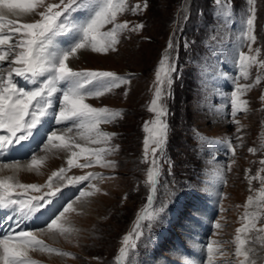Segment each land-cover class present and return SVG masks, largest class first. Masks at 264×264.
I'll list each match as a JSON object with an SVG mask.
<instances>
[{"label": "rangeland", "instance_id": "374dc122", "mask_svg": "<svg viewBox=\"0 0 264 264\" xmlns=\"http://www.w3.org/2000/svg\"><path fill=\"white\" fill-rule=\"evenodd\" d=\"M46 2L59 3V0ZM147 2V9L133 13L131 9L137 4L142 6L144 0H125L127 10L118 14L117 22L127 21L129 28L135 24L144 27L138 31H123L115 51L96 53L89 48L70 59L69 66L74 70L111 71L131 79L130 83L121 84L99 98H86L85 102L93 107L121 112L114 120L99 125L100 131L115 134L107 143L93 144L88 139L76 137L77 142L87 148H112L113 151L103 155L115 161V167L93 165L68 171L69 176L100 173V178L90 182L100 191L88 199L86 206L81 208L77 203L74 205L77 211L67 214L69 223L65 226L74 229L67 237L41 233L37 229L46 227L44 221L58 208L75 200L79 186L62 187L60 194L53 198V203L60 206L47 212L38 227L24 225L22 230L34 232L39 240L55 250H30L28 255L36 264H117L115 257L119 255L122 238L133 232L137 216H147L159 208L164 211L155 220L141 221L144 235L136 240L133 234L131 239L137 247L130 249L124 264H207L206 248L211 241L221 245L216 253V264H238L242 258L235 256L236 229L242 226L244 205L249 196L254 197V204L247 211L258 214L257 228L264 227V208L257 206L264 183L253 179L249 185L246 178V172L249 177L257 173L264 177V166L260 164L264 160V100H261L264 69L258 64L250 68L247 79L239 80L240 83H253L257 75L261 76L260 84L242 97L248 101V108L237 114L236 119L243 126L239 134L230 116L233 80L240 76L236 62L238 52L254 55L257 61L264 60V0H256L254 34L257 39L251 51L242 35L249 8L247 0H223L222 5L216 0ZM83 11L84 15L77 13L78 23L89 15L87 10ZM37 18L28 17L21 22L30 23ZM111 27L105 25L101 31ZM170 40L173 46L168 49ZM166 50L169 63L175 65L176 71L172 74L171 87H164L163 103L167 108L169 132L164 151H157L160 176L156 199L149 205L147 197L151 184L147 174L152 167L151 148L155 145L150 142L146 159L144 139L150 133L144 125L147 123L151 127L155 118V113L150 111L155 71ZM86 54L90 55L86 58ZM7 66L6 62L2 65ZM16 80L25 89L34 86L23 78ZM57 96L61 98L60 93ZM55 110H59V100ZM50 118L52 120L53 115ZM237 135L243 138V144L236 148L234 158L223 145L213 143L223 139L236 145L239 143L235 139ZM42 146L35 152L40 161L38 167L30 172L18 170L15 182L45 185L53 171L67 167L66 152H45ZM250 147L257 152L249 153ZM87 155H82L78 162L82 163ZM229 164L231 171L227 170ZM88 187L86 183L84 188ZM208 189H213V198L207 194ZM47 191L45 187L40 192L30 191L28 195L39 196ZM208 201L213 208L210 215L204 216L201 211L210 209ZM217 222L221 225L219 229L215 228ZM192 226H196V232L192 231ZM261 236L264 234L253 230L248 234L250 243L246 245L257 249L258 264H264ZM59 252L71 255L61 256Z\"/></svg>", "mask_w": 264, "mask_h": 264}, {"label": "snow or ice", "instance_id": "6c2138e0", "mask_svg": "<svg viewBox=\"0 0 264 264\" xmlns=\"http://www.w3.org/2000/svg\"><path fill=\"white\" fill-rule=\"evenodd\" d=\"M216 3L222 5L223 0H216ZM247 3L249 8L244 20L245 27L242 35L244 43L251 51V45L257 39L254 34L257 19L256 0H247ZM147 7L148 2L144 0L142 6L137 4L131 11L136 13ZM80 9L87 10L89 15L83 22L77 23L70 17ZM126 10L125 0H59V3H48L46 0H0V129L6 133L0 134V152L6 153L14 145L31 138L37 126L51 114L55 125L61 127L46 134V142L43 143L42 150L45 152L64 151L69 154L66 161L67 167H60L57 171H53L45 185L23 184L15 182L14 176H0V206L14 208V211L19 213L16 228H20L21 224L28 219L37 218L38 214L50 207L53 198L60 194L62 187L79 186L77 188L79 194L75 200L67 206L62 205L60 207L62 211L58 208L44 221L46 227L37 229L41 233L48 232L52 235L67 237L74 231L71 227L65 226L69 223L67 214L77 211L74 207L77 203L81 205V208L86 206L88 199L100 191L94 184H90L93 179L100 178V173L89 172L84 175L69 176L68 171L72 168L83 169L93 165L115 167V161L107 160L103 155L113 151L112 148H87L78 143L76 137L88 139L93 144L107 143L111 140L115 134L100 131L99 125L114 120L121 115V112L112 111L107 107L96 108L86 103L85 100L87 97L99 98L121 84L130 83L131 78L118 76L111 71H76L69 66V62L70 58L76 57L78 52L89 48L96 53L106 54L110 50L115 51L119 43V35L123 31L142 29L143 24H135L129 28V22H117L118 14ZM224 15L228 13L224 12ZM27 17L39 18L30 23H22L21 20ZM109 24L112 27L102 32L101 29ZM69 34H75L74 42L67 48L57 46L56 38ZM13 38H16L14 42ZM172 46L170 40L167 48L171 49ZM256 51L259 52V49ZM5 62L8 65L7 68L2 67ZM236 62L240 76L233 80L230 116L232 123L237 125L236 133L239 134L243 126L240 120L236 119L237 114L247 111L248 108V101L242 97L255 85L260 84L261 76L257 75L253 83H240L239 80L249 77V70L254 64L264 69V60L257 61L256 56L239 51ZM175 71L176 67L173 63H169L166 50L155 71V92L150 106V111L155 113V118L151 122V127L147 123L144 125L145 130L150 133L144 139L146 159L150 142L155 145L151 148L152 167L148 169L147 174L148 182L151 184V192L147 197L149 205L156 199L160 176L157 151H164L169 132V125L166 121L167 108L163 103L164 87L165 85L168 88L171 87L172 74ZM16 78H23L24 81L34 86L29 89L20 87L15 82ZM57 93L61 94L59 110L53 112V97ZM261 100H264V95L261 96ZM69 124L71 126H68ZM74 130L75 136L73 135ZM235 139L239 141L236 145L231 140L223 139L213 141V143L223 145L234 158L236 148L243 144V138L240 135H237ZM248 152L254 154L257 149L250 147ZM85 153L88 155L84 161L78 162ZM39 163L37 155L32 154L26 164H22L20 160L0 163V172L22 168L33 170L38 167ZM232 163H235L234 159ZM260 164L264 166V160H261ZM227 170L231 171V164L227 165ZM246 178L249 185L253 179H260L264 183V177L259 176V173L249 177L246 172ZM222 181L227 183L223 177ZM86 183L89 184L88 188H84ZM45 187L49 191L42 195H28L30 191L40 192ZM14 195L16 198H13ZM253 204L254 197L249 196L244 205L246 211L242 217V226L236 229L235 256L242 258L238 264H258L257 249L251 246L246 247L250 243L248 234L253 230L264 234V227L257 228L258 214L247 211ZM257 206L264 208V190L260 192ZM220 210L223 211L222 208ZM163 211V208H159L147 216H137L133 232L122 238L119 255L115 257L117 264H124L130 249L137 247L135 240L131 239L133 234L136 240L144 235L141 221L155 220ZM220 227V223L217 222L215 228ZM242 234L245 238H242ZM260 239H264V236ZM220 247L221 245L216 241L207 244V264H216V253L220 251ZM35 248L41 251H55L39 240L34 232L12 229L0 237V264H36L28 255L29 251ZM58 254L71 255L66 252Z\"/></svg>", "mask_w": 264, "mask_h": 264}, {"label": "bare ground", "instance_id": "6f19581e", "mask_svg": "<svg viewBox=\"0 0 264 264\" xmlns=\"http://www.w3.org/2000/svg\"><path fill=\"white\" fill-rule=\"evenodd\" d=\"M57 46L61 47L62 45L61 44L60 45L57 44ZM78 54L80 55L81 52H78L77 55ZM89 55L90 54H86L85 55L86 58ZM53 106H54V104H53ZM50 116L51 115L45 117L42 120V123L37 126V129L36 130L33 131V135H32L31 138H29L28 140L22 141L18 145H14L6 153L5 152H0V163H11L14 160H20L22 164H26L27 161H29L31 159V155L32 154L38 155L35 152L42 146V144L44 142H46V134L48 132H50L51 130L56 129V127H53V125L51 123L52 120H50L51 119ZM37 132H42L43 133L42 137L40 136L41 137L40 139H39V136H38V139H37L38 141L35 140L37 138V136H36V133ZM0 134H6V133H5L4 130L0 129ZM39 140H42V141L40 142ZM42 148H43V146H42ZM67 156H68V153H67ZM22 169L25 170V171H29V172L30 171H33V170H27L26 168H22ZM18 172H19L18 170H4V171L0 172V176H14L15 173H18ZM207 194L210 195V196H212L213 189H208L207 190ZM13 198H16L15 195H14ZM22 198H24V197H22ZM55 206H56V203L55 204L52 203L51 204V207H48L41 214H38L37 218H33V219L26 220L22 224L23 226H20V228H16V221H17V217H18L19 213L17 211H14V208H4V207L0 206V237H2L4 234H7L12 229H15L16 231L22 230L24 228V225H29V226H34V227L37 226L38 227V225L41 222H43V220H41V219H43V217L45 216V214L48 211L52 210V208H54ZM209 211H210V209L207 208V209H204L203 211H201V213L204 216L205 215L208 216ZM195 227L192 226V228H193L192 231L193 232L196 229ZM158 264H160V263L158 262ZM161 264H163V263H161ZM165 264H168V263H165Z\"/></svg>", "mask_w": 264, "mask_h": 264}]
</instances>
